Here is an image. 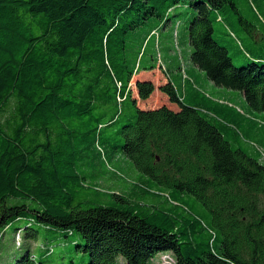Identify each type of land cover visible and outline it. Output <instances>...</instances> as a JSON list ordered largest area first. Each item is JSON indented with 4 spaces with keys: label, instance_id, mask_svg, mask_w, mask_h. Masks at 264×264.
Instances as JSON below:
<instances>
[{
    "label": "trees",
    "instance_id": "obj_1",
    "mask_svg": "<svg viewBox=\"0 0 264 264\" xmlns=\"http://www.w3.org/2000/svg\"><path fill=\"white\" fill-rule=\"evenodd\" d=\"M181 6L192 71L165 65L155 84L143 77L159 54L141 63ZM232 11L234 0H0L1 253L44 227L76 235L90 264L168 252L160 264H264V164L230 141L264 123L246 117L264 115V59L238 67L215 40V14ZM198 73L248 111L210 97ZM159 93L161 106H142ZM29 247L9 264H46Z\"/></svg>",
    "mask_w": 264,
    "mask_h": 264
},
{
    "label": "rangeland",
    "instance_id": "obj_2",
    "mask_svg": "<svg viewBox=\"0 0 264 264\" xmlns=\"http://www.w3.org/2000/svg\"><path fill=\"white\" fill-rule=\"evenodd\" d=\"M237 4V13L232 11L231 13L215 14L213 22L214 38L220 44V46L227 49L233 63L240 67L247 65L254 60L261 58L264 59V4L260 0H234ZM172 25H168L165 29L160 30L159 37H154L150 40L144 59L141 63V69L147 67L150 63V56H155L156 53L161 56L162 62L155 72L144 75L143 78L152 79L155 84L158 80L159 83L164 82L162 79L164 75L168 76V68L170 71L186 66L190 60L192 47L189 42L188 21L192 18L191 9L181 6L174 9L171 12ZM242 19V22L239 19ZM173 35L176 39L175 47L173 49ZM157 40L159 42V49L157 50ZM156 44V45H155ZM173 54H176L175 57ZM175 59H179L178 65H175ZM171 64H170V63ZM168 67H166V66ZM165 66V67H164ZM166 69V70H165ZM167 71V72H166ZM134 84V82H133ZM204 92L210 97L219 99H229L235 106L242 108L247 112V103L242 93L238 91L228 90L225 88L217 87L210 82L205 84L200 83ZM135 96L137 94L134 93ZM163 95L155 94L150 98L148 104L142 103L145 108L159 107L164 102ZM264 119V115H257ZM260 126V125H258ZM256 127L252 131L246 134L242 128H239L240 137L239 140H230L235 148L242 149L249 156L257 158L259 157L255 146H259L264 149V123L262 127ZM239 133V132H238ZM113 162L110 164L111 168L120 169L127 178L135 180L134 173H130L126 164ZM103 180V179H102ZM100 180L97 185L103 188L105 191H117L120 186L114 185L106 180ZM65 234L62 232H55L48 230L44 227L40 228L39 238L35 241H26L24 235L15 236V246L20 247L22 244H29V248L35 253L40 260L44 259L46 264H90V254L81 253L76 251L74 240L77 239L76 235L69 238H65ZM43 244H48L54 248V252L51 255H47L42 249ZM2 241H0V264H9V254H18L19 250L14 247H5L4 254L1 253ZM173 259L172 253H163L158 255L153 263H171ZM119 264H125L123 258H119Z\"/></svg>",
    "mask_w": 264,
    "mask_h": 264
},
{
    "label": "crops",
    "instance_id": "obj_3",
    "mask_svg": "<svg viewBox=\"0 0 264 264\" xmlns=\"http://www.w3.org/2000/svg\"><path fill=\"white\" fill-rule=\"evenodd\" d=\"M173 37H174V35H173ZM174 41V40H173ZM173 47H175V46H173ZM175 55L176 54H173V56L175 57ZM175 61V64L176 63H178V61H179V59H177V60H174ZM170 63V62H169ZM171 64V63H170ZM185 67L184 66H182V69L183 70H181V72L179 73V75L180 76H184L185 77V75H187V73L188 72H190V71H192V67L190 66V64L189 63H185ZM184 71H185V73H184ZM167 72V71H166ZM169 72V71H168ZM197 75H199V77L201 78V81L205 84L207 81H204L203 80V74H197ZM220 100V102H226L227 100L230 102V103H232L229 99H219ZM232 105H234V103H232ZM247 108V107H246ZM238 109L241 111V113L242 112H245L242 108H239L238 107ZM246 117H248L250 120H255L256 122H257V120H263V119H260V118H258V117H256V116H254V115H252V114H250L249 113V115H246ZM260 125V124H259ZM261 126V125H260ZM260 126H258V127H260ZM262 127V126H261ZM5 247H7V246H5ZM10 259V258H9Z\"/></svg>",
    "mask_w": 264,
    "mask_h": 264
},
{
    "label": "built area",
    "instance_id": "obj_4",
    "mask_svg": "<svg viewBox=\"0 0 264 264\" xmlns=\"http://www.w3.org/2000/svg\"><path fill=\"white\" fill-rule=\"evenodd\" d=\"M258 153H259L261 162L264 164V149L259 147L258 148Z\"/></svg>",
    "mask_w": 264,
    "mask_h": 264
},
{
    "label": "bare ground",
    "instance_id": "obj_5",
    "mask_svg": "<svg viewBox=\"0 0 264 264\" xmlns=\"http://www.w3.org/2000/svg\"><path fill=\"white\" fill-rule=\"evenodd\" d=\"M158 59H159L160 62H162L160 55H158ZM175 60H177V59H175ZM258 148H259V146H255V149H256L257 152H258Z\"/></svg>",
    "mask_w": 264,
    "mask_h": 264
}]
</instances>
